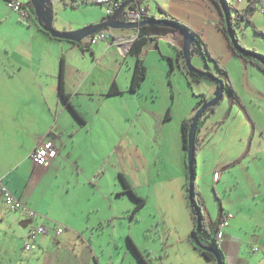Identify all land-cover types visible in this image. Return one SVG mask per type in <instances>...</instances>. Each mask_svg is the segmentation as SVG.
Segmentation results:
<instances>
[{"label": "crops", "instance_id": "crops-1", "mask_svg": "<svg viewBox=\"0 0 264 264\" xmlns=\"http://www.w3.org/2000/svg\"><path fill=\"white\" fill-rule=\"evenodd\" d=\"M20 1L28 11L27 18L20 12L6 18L0 12V24L6 22L9 25V44L4 52L12 67L5 68L0 81V178L35 213L30 215L23 209L9 210L0 194V264H142L137 252L149 259L151 264H217L214 260L207 259L191 238L195 223L188 200V157L182 123L186 117L195 113L197 96L193 95L194 99L185 110H178L177 131L168 127L169 121L177 116L173 97L171 101L169 95V100H162L161 108L150 110L158 122H154V128L158 130L154 140H163V146L168 141L169 146L172 142L174 144L173 165L167 168L171 167L175 173L170 175L164 166V170L158 169L156 174H145L147 169H151L150 164L140 168L137 175L133 160L129 166H120V172L125 174L137 195L145 199V206L140 210L141 216L138 215L139 212L132 215L137 201L132 195L129 201L124 199V193L128 192L122 182L117 179L112 183L109 181L105 169L108 159L104 149L110 142L111 119L118 121L125 117L128 120L132 118L135 122L148 106L141 102L143 93L147 101L149 93L155 101L159 98L160 81H149L148 75L138 91H131L130 88L137 58L129 49L137 36V29H110L112 36L109 41L99 40L83 49L70 40L58 39L48 34L29 8L28 2L32 0ZM75 1L77 6H100L91 0ZM138 3L133 1L126 9L144 6L157 17L167 14L199 33L208 50L220 61L231 79L226 64L239 56L222 31L221 13L214 0H142ZM51 5L54 18L57 19L55 14L63 3L53 0ZM237 6L235 5L236 8ZM245 6L246 4L239 8L244 9ZM103 19H92L85 26ZM55 23L61 30L79 27L75 22L68 24L55 20ZM80 25L84 27L83 24ZM1 35L2 33L0 37ZM182 43L183 34L179 29L158 39L160 50L174 60L170 76L176 74L181 84H190L186 68L178 57V49L182 48ZM144 55L147 64L153 61L163 77L165 73L169 76L168 61L159 55L155 41L151 40L147 44ZM193 56L198 58L200 55ZM63 57L65 91L85 121L73 113L60 95L59 76ZM207 61L211 65L208 71H215L213 60ZM114 82L122 93L109 95L108 90ZM171 82L170 86L173 84L174 87V81ZM225 82L232 85L233 92L225 91L222 112L215 109L214 113H208L202 121L198 132L201 144L196 155V170L199 167L203 172L212 169L213 174L209 180L214 185L213 188L216 185L220 187L222 194L216 195V205H210L206 189L198 184V171L197 190L204 199V211L209 221H220L225 214L233 213L228 226L223 228V239H218L226 264H264V226L260 231L254 227L258 226V220L263 217L248 218L261 210L264 212V201L260 198L264 197V99L259 106L253 102V95L261 94L264 98V91H256L245 100L239 95L236 81L226 79ZM241 82L244 86H256V90H259L257 83L248 80ZM192 84L200 85L201 93L206 94L207 98L213 97L218 85L217 82L210 83L203 78ZM169 107L171 117L166 119ZM212 124L215 133L221 134L224 154L211 157V152L206 157L202 152L210 151L212 147L214 149L208 137L211 132L209 126ZM80 130L85 134L86 157H80L74 151L78 142L71 139ZM83 137L79 138L80 141ZM43 139H53L59 149L57 157L46 167L35 165L30 157L32 149ZM124 140L121 137L117 146L124 143ZM59 144L65 146L60 147ZM246 156L250 159L251 156L263 157V165L257 166L245 159ZM211 159H214L212 164L209 162ZM52 171L57 172V175L63 173L71 187L72 184H86L91 188V194L85 197L80 191L76 192L80 197L73 193L74 203L71 195L61 193L59 186L57 189L52 183L39 186L38 181L46 182V176ZM68 171L69 176L66 173ZM243 172V175L239 174ZM239 193L241 194L238 195ZM59 197L66 201L63 202ZM125 205L130 210H126ZM154 205L157 211L155 214L161 217L153 221L158 220L163 234L157 231L158 228L155 231L150 227L151 218L142 222L143 210H150ZM235 207L246 208V218L238 216V209L235 210ZM93 211L108 215L107 229L111 239L106 247L78 241L80 234L88 227L84 225V213ZM61 224L65 229L58 233ZM40 225L46 228V232H37L31 238V230ZM118 227L122 231L126 228V236L130 239L128 247L118 244L119 239L125 236L124 232L117 233ZM143 230L146 236L154 232V242H159V246L155 245L157 248L145 247L147 244L139 243ZM242 240L247 244L241 253ZM28 241L33 242L34 248L25 249ZM90 254H93L94 262L91 261Z\"/></svg>", "mask_w": 264, "mask_h": 264}, {"label": "rangeland", "instance_id": "rangeland-1", "mask_svg": "<svg viewBox=\"0 0 264 264\" xmlns=\"http://www.w3.org/2000/svg\"><path fill=\"white\" fill-rule=\"evenodd\" d=\"M60 1L63 3V6H61L57 9V13L55 14V17L57 16V19L54 18V21H53V24L56 28H58V27L56 26L55 20H57L59 23H62V21H65V22H68V24H70V22H75V25L79 26L78 28H81L80 24H83L82 26H85L87 24V22H90V20H92V19L97 20V19L105 18L107 16L106 8H105V6H102V5H100L102 7L96 6L94 4H86V5L77 6V5H74V3L76 2L75 0H60ZM227 1L230 2L232 8H236L235 5H238L237 6L238 9H240L239 7H242L245 4H246V6L248 4V0H242V1L227 0ZM215 6H216V4H215ZM29 8L31 9V7H29ZM222 11H223V13H221L220 11L219 12L221 13V17H222V21H223L222 24H223V26L226 27V23H227L226 13H225V10L223 8H222ZM0 12H1V14H4V16L6 18L10 14H13V15L18 14L17 11L12 10L7 5V0L5 2H4V0H0ZM231 13H232V16L234 17V19L236 20L235 9L231 10ZM33 14L35 15L34 12H33ZM8 29H9V25L6 22H3L0 24V33H2V35L0 37V81H2V79H1L2 72L5 71V68H10V69L12 68L11 63H10L11 61L6 59L5 52H4L7 50V45L9 44V42H8V37H9ZM222 31H224V30L222 29ZM224 33L227 35V37L230 40L229 35L225 31H224ZM234 33L236 34L238 40H240V42L243 44V46H245L246 49L256 50V52H258L259 54L264 55V10H263V8H261V9L258 8L253 14H251L250 21L247 19H241L240 24L235 27ZM88 38H85L84 41L88 40ZM230 46H232V43ZM232 48H233V46H232ZM210 53H211V51H210ZM200 54L201 55L198 58H197V56H195V57L192 56V63L201 69L209 70L211 68V65L207 63V60H210L208 58L210 56L205 57V56H203V54L201 52H200ZM215 59H217V58H215ZM181 61H182V64L184 66L182 59H181ZM153 63H154L153 61H151V62L149 61L148 62L149 66L146 63V65L148 67V77L150 79L149 81H160L159 85H158L159 98L155 101L154 98L151 96L152 94L149 93V100L147 101V100H145L146 95H145V93H143V95L141 97V102L147 103L148 106L145 107V110L144 109L142 110L143 111L142 114L139 116L138 119H136L135 122L133 121L132 118H130L128 120L125 117H123L122 120L120 119L118 121H114L111 119L109 121V126L111 128L110 142H109L108 146L105 147L104 150L106 152V158L108 159V163L106 164L105 169L107 172V177H109V181L111 183L113 181H115L114 179H117L119 182H121V179L119 177V172L121 170L119 168L123 164L126 166H129L131 160L135 161V164H136L135 174H137V175H139V173H140V168H145L146 166H150V164H152V167L150 170L147 169L145 174H156V170L160 169L161 171H163L164 166L166 168L165 171L168 172L170 175L175 173L174 169H172L171 167L167 168L168 166L173 165L174 144L172 142L171 145L169 146L170 141H168V142H166V145L163 146L162 145L163 140L161 142L154 140V136L158 134V132H157L158 130H156L154 128V122H156V123H158V122L154 118V116H152L151 111H153V109L156 110V109L161 108L162 100L163 99L169 100V95H170L171 101H172L171 97H173V100H174L175 106H176L175 112H176L177 116H176V119L169 121L168 127H171L172 131L173 130L177 131L179 129V123L177 122L179 119L178 110L181 108L183 110H185L186 106L189 105L191 103V101L194 99V96H193L194 93H196V94L201 93V89H200V85H197V84H189V83L188 84L187 83L181 84L180 80H179V76L176 74H174L172 77L171 76L169 77L167 75V73H165V75L163 77L162 72L157 70ZM219 63H220V61H219ZM226 65H227L226 68L229 70V72L231 74L230 75L231 79L229 76H228L229 78L226 77L225 74H223L220 71V69H218L217 67H216L215 71H213V73L217 76H220L222 79H225V80L227 79L228 81H231V80L236 81L237 86L239 88L238 89L239 95L242 96L243 99L247 100V96L255 94L256 91H260V90H261L260 92L264 91V89H263V87H264V71L261 70L255 63L249 62V61L247 62V61H245V59H243L242 57L239 56V57L232 58L231 61L228 62ZM177 73H179V72H177ZM77 77H78V74H76V78ZM203 79H204V81H208L210 83H215V81L211 78L204 77ZM247 80L249 82L251 81V83H257V85L259 84L258 85L259 90H256L257 89L256 86H254V87H251V86L247 87L246 85L244 86L243 85L244 83L241 81H247ZM169 81H174V87H173V84H172V86H170ZM181 81H186V80L181 79ZM147 90H148V88H146V92H147ZM226 92H228V90H226ZM253 98H254L253 102H255L254 104L256 106H259V104L262 103L261 100L264 99L263 95H261V94H255V95H253ZM197 99L199 100L200 97L197 96ZM223 100H224V98L221 101H219L218 104L215 105V109L220 110V111L224 110L223 104H222ZM231 109L232 108L230 107L229 110H231ZM210 113H214V112L211 111ZM204 117L205 116H203V118ZM216 118L217 117H215V119ZM213 126H214L213 124L209 126L211 132H209L208 137H209V143L214 146V149L212 147L211 148L212 150L202 152V154H206V157H208L211 152H212L211 157L224 154V148L221 144V139H222L221 134H219L218 132L215 133ZM83 136L85 137V134L83 133L82 130L77 131L76 133H74L71 136L72 140L74 139V140H76V142H78L77 143L78 145L76 144L74 151H76V153H78V155L80 157H86V155H87L86 146L84 145V137ZM82 137H83V139H82V141H80L79 138H82ZM121 137L125 138L124 143H122L120 146H117L118 142L119 141L121 142ZM262 140L264 141L263 137H262ZM59 145H60V147L65 146L63 144H59ZM171 146H173L172 149H171ZM79 156H78V158H79ZM245 159L250 160L251 162H254V164H256L259 167H261L263 165V157L259 156V157L253 158L251 156V159H250L248 156H246ZM213 160L214 159H211L209 162L212 164ZM150 162H152V163H150ZM113 164H115V166H113ZM116 168L118 169V171ZM200 170H201L200 167L197 168L198 176H199L198 184L201 186H204V188L206 189V193L208 194V203H210V205H212L213 203L215 204L214 201L217 199L216 195L222 194L221 189L217 185H216V187L213 188L214 185L209 180L211 175L213 174L212 169H211V171H207V172L206 171L203 172ZM199 171H200V174H199ZM66 173L68 174L67 176H69L70 171H68ZM244 173L245 172L239 173V174L243 175ZM57 174H58L57 172L52 171L50 173V175L46 176V180H47L46 182L44 180L38 181L39 186L49 185L51 183H52V185L54 184L56 186V189L59 186V190L61 191V193L65 194V195H68V194L71 195L70 196L71 201L73 199L74 203H76V201H75V197H74L73 193L76 194V192L79 193V191H80L81 194H83L85 197L91 194V192L89 191V189L91 190V188H88L89 186H87L86 184L82 183L85 186H80V185L75 186L72 184L73 187H71L70 184L66 181V177L63 173H59V175H57ZM239 174L237 176H239V178H240ZM196 181H197V179H196ZM34 191H35V188L32 190V193ZM117 194H119V193H117ZM240 194L241 193H239L238 195H240ZM76 195L81 197L80 194H76ZM130 196H131V194L124 193V199H126V201H129V199H131V198H129ZM131 197H133V196H131ZM260 198H261V201L263 202L264 197L262 196ZM59 199L62 200L63 202L66 201L65 198L59 197ZM121 199H123V198H121ZM133 199H134V197H133ZM188 200L190 203L189 195H188ZM190 205H191V203H190ZM125 208H126V205H125ZM209 209H210V207H209ZM126 210H130V209L126 208ZM210 210H213V209H210ZM235 210L238 211V213H239L238 216H243L246 218V216L248 215L246 208L240 209L239 207H235ZM130 212L131 211H129V214H130ZM155 213H157L155 205L152 206V208L150 210L149 209L143 210L142 222L145 223L146 221H148L149 218H151L152 224L150 225V227L155 231L158 228L157 231L161 232L163 234L164 231H163L160 223H158V220L153 221L155 218H160L161 215H157ZM153 214H155V215H153ZM263 214H264V212H262V210H261L260 212H257L255 215H253V217L252 216L248 217V218H255L256 216H258V217L262 216L263 217L262 220H260V219L258 220V226L257 225L254 226L255 229H258V231H260L261 228L264 226V215ZM138 215L141 216L140 211H139ZM84 216H85L84 217V225H85V227L86 226H88V227L85 228L84 232L82 234H80V236L78 237L79 243L83 242L85 244H88L89 242H91V244L102 245V246L106 247L107 244H109V241L111 239L110 234H109V229H107V227L109 225L108 224L109 223L108 217H107L108 215H105V214L100 215V213L93 211L92 213H84ZM115 216H118V215H115ZM118 221H120V220H118ZM155 222L158 223L159 225L156 224ZM255 224H257L256 220H255ZM60 226L63 227V229H65L63 224H61ZM212 230L213 231H211L212 232L211 236H209V234H206L207 233L206 231H204L205 233H203V234L207 235L209 240L214 245L215 244L214 237L216 235L215 227L212 228ZM122 232H124L125 236L123 238L119 239L118 244L120 246L125 245L126 247H128V243L130 242V239H129V237L126 236V228H124L122 231L121 228L118 227L117 233L122 234ZM153 237H154V232H152V234L146 236L145 231L143 230L142 233L140 234V239H138V241L141 245L147 244V245H144L145 247L150 246V248H157V246H155V245H158L157 243H159V242H154L155 239ZM158 239H160V238L158 237ZM246 244L247 243L242 240L241 248H240L241 253H242V250L245 249ZM260 254H262V251H260ZM137 255L139 256L138 252H137ZM90 256L92 259L91 261L94 262L93 261V254H90ZM261 257H262V255H261ZM155 258H156V256H155ZM215 262L217 263V260ZM261 263L262 262H260L259 264H261ZM253 264H258V263L254 262Z\"/></svg>", "mask_w": 264, "mask_h": 264}, {"label": "trees", "instance_id": "trees-1", "mask_svg": "<svg viewBox=\"0 0 264 264\" xmlns=\"http://www.w3.org/2000/svg\"><path fill=\"white\" fill-rule=\"evenodd\" d=\"M141 1L142 0H138L139 3H141ZM221 1L224 2L227 5V9L229 10L230 24L232 26L233 33H234V30H235V27L240 24V20L241 19H247V20L250 21L251 14H253L258 8L261 9V7L264 6V0H248L247 6L244 9H241L240 10L238 8H232L230 2L227 1V0H214V4H216V7L218 8V10L221 13H223ZM28 4H29V7H31V9H30L31 12L33 11L35 13V9H34V7L32 5V2L29 1ZM74 5H75V3H74ZM134 7L136 8V6H134ZM233 9H235V11H236V13H235L236 20L234 19V17L232 16V13H231V10H233ZM23 11L25 13L28 12L27 9H26V7H25V4H23ZM35 15H36V13H35ZM36 17H37V15H36ZM143 18L145 20H166V21H171V22H175V23H181L177 19H175L173 17L167 16V14L163 15L162 17H157V16L153 15V16H145ZM182 25L185 28H187V30L194 36V39L197 42V46L195 47V49H193V51L194 52L200 51L203 54V56H205V57L206 56H210L208 58L210 60H213L214 63H215V65H216V67L218 69H220V71L223 74H225L226 77H228L227 71L225 70L224 67H222L220 65L219 61L212 56V54L210 53V51L206 47L205 42L203 41V39H201L200 34L197 33L195 30H193L192 28L186 26L185 24H182ZM172 30H173V28L170 27V26L159 25V24H156V23L145 24V25H142L139 28H137V36L132 41L131 47L129 49V52L132 55L136 56V58H137L136 59L135 66H134V69H133L132 79H131V86H130L131 91H138L140 89L143 81L147 78V75H148V67L146 65V59H145V55H144V50H145V47L147 46V44L151 40H153V41L156 42V44H157V50H158V53L160 54V56L168 61V63H169V72H168V74L170 76V73L173 70V61L174 60H173L172 57H169V56L165 55L160 50V48L158 46V39H159L160 36H163V35L167 34L168 32H170ZM223 30L227 33V28L225 26H223ZM47 33L50 34L49 32H47ZM234 36H235V41L240 46H242V47L245 48V46H243V44L240 42V40H238V38H237V36H236L235 33H234ZM55 38H58V37H55ZM58 39H60V38H58ZM72 42L74 44H77V45L81 46L83 49L89 48V46L91 44L88 41H83L81 43H78V42H75V41H72ZM230 43H232V42H230ZM232 46H233V44H232ZM233 48L235 50V53L238 56L242 57L247 62L249 61V62L255 63L261 70L264 71V63H262L257 58L253 57L252 55H248L246 53H241L240 51L236 50L234 46H233ZM252 51L255 52V53H258V52H256V50H252ZM261 56L264 58V55L261 54ZM178 57L183 60L184 67L186 68V66H185V60H184V56H183V49L182 48L181 49H178ZM186 71H187V75L189 76L190 84H192L193 81H197V80H200L202 78L198 74H196L194 72H191V71H188L187 68H186ZM59 77H60L59 92H60L61 97L67 103V105L73 111V113L76 116H78L79 118H81L82 121H85V119L80 115V113L76 110V108L72 104V102L70 100L69 94L65 91V87H64V81H65V63H64V57L62 58V64H61V70H60V76ZM169 84H171V81H169ZM225 90H229V91H232L233 92L232 85H230L227 82H225ZM119 93H122V90L114 82L110 86V88L108 90V94L109 95H113V94H119ZM194 94L196 96H199L200 97V99L195 104V109L197 110L204 102H206L208 100V98H207V95L204 94V93H197V94L194 93ZM214 110H215V106L210 107L203 114V116L206 117L207 116L206 114H208V113H210L211 111H214ZM193 115H191L189 117H186L183 120V123H182V132H183V140H184L185 149H187V145H188V131L190 129V125H191V122H192ZM203 116H202V118L199 121L198 131H197V134H196V154H195V163H194V170H195V173H196V178H197V170H196L197 161H196V155L198 153V149H199L200 144H201V140H200V136H199L198 132L201 129L200 125H201L202 121L205 119V117L203 118ZM170 117H171V108L169 107L168 110H167V113L165 115V118L166 119H169ZM119 177H120L121 182L123 183V185L125 187V191L128 192V193H130L137 200V204L132 209V215H135L144 206L145 199L143 197H140L139 195H137V193L131 187V185H130V183H129V181L126 178V176H125L124 173L119 172ZM196 178H195V183H194V187H195V190H194L195 202H194V205L193 204L190 205L191 206V212H192L193 220H194V223H195L193 231L195 230L196 225H197V214H196V210H195V207H194V206H197V208H199L198 209L199 210V214H200V216L202 218L203 230L207 232L206 234H209V236H211V234H212L211 231H213L212 228L215 227V229H216V235L214 237L215 244L213 245L212 242L209 240L208 236L205 235V234H203V233H205L204 231H201L198 234V236H199L200 240L204 244H207V245H210V246H214L215 248H217V250L220 252L221 258L223 259V264H226L225 254L223 253V251L221 250V248H219V245H218V233H219V231L221 229V224H222V221H223L224 217L221 218L220 221H209L207 219V216H206L205 211H204V205H205L204 199L201 196V194L199 193V191L197 190ZM2 201H3V199H2ZM196 248L199 251H201V253H203V255H205V257L207 259L216 261L215 254L212 251L205 250V249H203L201 247H197V246H196ZM138 254H139V258L141 259L142 264H151L150 260L149 259H145L140 252Z\"/></svg>", "mask_w": 264, "mask_h": 264}, {"label": "water", "instance_id": "water-1", "mask_svg": "<svg viewBox=\"0 0 264 264\" xmlns=\"http://www.w3.org/2000/svg\"><path fill=\"white\" fill-rule=\"evenodd\" d=\"M53 0H32V5L35 9V13L38 18V23L41 25V27L50 33L53 37H58L60 39H67L70 41H75L78 43L83 42V40L90 35L96 33L97 31L103 29V28H112V29H131V28H139L142 25L150 24V23H156L159 25H165L170 26L173 28L172 32L176 31V29H179L182 31L183 34V43H182V49L184 54V59L186 63V67L188 71L194 72L198 74L200 77H207L213 79L215 82H217V88L213 94V97L208 99L206 102H204L194 113L192 122L190 125V129L188 131V145H187V157H188V195L190 199V203L194 205L195 198H194V183L196 178V173L194 170V163H195V154H196V134L198 131V124L200 119L202 118L203 114L212 106H215L224 98L225 95V79H222L220 76L215 75L212 71L201 69L197 66H195L192 63V51L194 45H197L194 36L185 28L181 23H175L171 21L166 20H142L140 22H127L123 20L122 16L126 14L129 3L133 2L134 0H126L123 2L116 11L112 14L110 18H107L103 21H100L98 23L90 24L78 29L73 30H60L56 28L53 24L54 20V13L51 8ZM222 8L225 10L227 23V33L230 37V40L235 47L236 50L240 51L241 53H246L248 55H252L253 57L257 58L259 61L264 63V58L259 53H255L252 50L246 49L242 46H240L235 41V36L233 33L232 26L230 24V17H229V10L227 9V5L222 2ZM208 63V61H207ZM197 214V225L195 230L191 233V238L195 245L197 247H201L205 250L212 251L215 254L217 264H223V259L220 256V252L215 248L214 246H210L207 244H204L198 234L203 230V224H202V218L199 214V208L197 206H194Z\"/></svg>", "mask_w": 264, "mask_h": 264}, {"label": "built area", "instance_id": "built-area-1", "mask_svg": "<svg viewBox=\"0 0 264 264\" xmlns=\"http://www.w3.org/2000/svg\"><path fill=\"white\" fill-rule=\"evenodd\" d=\"M91 1L99 5L105 6L107 12V16L105 18L107 19L112 16V14L116 11V9L120 6V4L124 0H91ZM7 5L12 10L18 11L21 14H23V16L27 17V13L23 11V4L20 0H7ZM133 7L127 9L126 14L122 16L123 20L127 22H140L142 19H144L143 17L153 15L144 6L138 5V7L136 6V8ZM261 8H263L264 10V6H262ZM111 36H112L111 30L105 28L99 30L93 35H90L89 38L87 37L88 40L86 41L90 42L91 44H95L99 40L109 41ZM58 153H59L58 146L53 139H43L36 145L35 148L32 149L30 153V157L35 165L46 167L57 157ZM0 194L2 196L4 204L10 210L23 209L26 210L30 215H33L35 213L34 210L24 205L21 199L3 182L1 178H0ZM232 217H233V213L231 212L225 214L221 224V229L218 233L219 240L223 239L224 237L223 228L228 226L229 220ZM62 230L63 228L59 227L58 233L61 232ZM37 232H46V228L43 225H40L39 227H34L31 230L30 237L34 238ZM32 248H34L33 242L28 241L25 245V249L28 250Z\"/></svg>", "mask_w": 264, "mask_h": 264}, {"label": "flooded vegetation", "instance_id": "flooded-vegetation-1", "mask_svg": "<svg viewBox=\"0 0 264 264\" xmlns=\"http://www.w3.org/2000/svg\"><path fill=\"white\" fill-rule=\"evenodd\" d=\"M129 6H131V5H129ZM197 43V42H196ZM197 45H194V47H193V49H195V47H196ZM194 54H199V55H201L200 54V51H196V52H194V51H192V56L194 55ZM183 56H184V54H183ZM192 56H191V59H192ZM185 60V59H184ZM185 66H186V63H185ZM187 68V67H186ZM202 78H204V77H202ZM207 78V77H206ZM208 99H210V98H208Z\"/></svg>", "mask_w": 264, "mask_h": 264}, {"label": "clouds", "instance_id": "clouds-1", "mask_svg": "<svg viewBox=\"0 0 264 264\" xmlns=\"http://www.w3.org/2000/svg\"><path fill=\"white\" fill-rule=\"evenodd\" d=\"M124 1H125V0H124ZM134 1H138V0H134ZM122 3H123V2H122ZM122 3H121V4H122ZM121 4H120V5H121ZM152 16H153V15H152ZM105 19H106V18H104L103 20H105ZM142 20H144V19H142ZM142 20H141V21H142ZM104 29H105V28H104ZM108 29H112V28H108ZM136 29H137V28H136ZM97 32H98V31H97ZM170 32H172V31H170ZM92 35H93V34H92ZM195 112H196V111H195Z\"/></svg>", "mask_w": 264, "mask_h": 264}]
</instances>
